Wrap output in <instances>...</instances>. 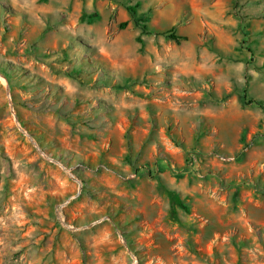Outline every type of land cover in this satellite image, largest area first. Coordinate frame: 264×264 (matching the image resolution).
Wrapping results in <instances>:
<instances>
[{"label":"rangeland","instance_id":"1","mask_svg":"<svg viewBox=\"0 0 264 264\" xmlns=\"http://www.w3.org/2000/svg\"><path fill=\"white\" fill-rule=\"evenodd\" d=\"M0 264H264V0H0Z\"/></svg>","mask_w":264,"mask_h":264},{"label":"trees","instance_id":"2","mask_svg":"<svg viewBox=\"0 0 264 264\" xmlns=\"http://www.w3.org/2000/svg\"><path fill=\"white\" fill-rule=\"evenodd\" d=\"M130 12L132 14H135L134 9H130ZM172 38L175 39L178 42L180 41V39L177 36H173ZM241 92H242L241 93V100H242V102L245 105H255V106H259V107L262 108L261 104L258 101H256V100H254V99L251 98V96L249 95V91H248L247 88H244ZM174 199H175L176 203L179 206L182 205L181 202H180V200H179V198L177 196L174 195Z\"/></svg>","mask_w":264,"mask_h":264},{"label":"water","instance_id":"3","mask_svg":"<svg viewBox=\"0 0 264 264\" xmlns=\"http://www.w3.org/2000/svg\"><path fill=\"white\" fill-rule=\"evenodd\" d=\"M80 186H82V183L80 184ZM63 222V221H62ZM64 223V222H63Z\"/></svg>","mask_w":264,"mask_h":264}]
</instances>
